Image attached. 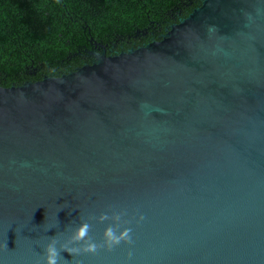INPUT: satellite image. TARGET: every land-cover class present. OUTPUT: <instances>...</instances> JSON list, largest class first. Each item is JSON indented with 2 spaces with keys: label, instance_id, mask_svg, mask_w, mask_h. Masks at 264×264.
<instances>
[{
  "label": "water",
  "instance_id": "water-1",
  "mask_svg": "<svg viewBox=\"0 0 264 264\" xmlns=\"http://www.w3.org/2000/svg\"><path fill=\"white\" fill-rule=\"evenodd\" d=\"M100 48L0 86V264L120 211L131 246L60 264H264V0H201L159 40Z\"/></svg>",
  "mask_w": 264,
  "mask_h": 264
},
{
  "label": "trees",
  "instance_id": "trees-1",
  "mask_svg": "<svg viewBox=\"0 0 264 264\" xmlns=\"http://www.w3.org/2000/svg\"><path fill=\"white\" fill-rule=\"evenodd\" d=\"M201 0H0V86H19L159 40Z\"/></svg>",
  "mask_w": 264,
  "mask_h": 264
},
{
  "label": "clouds",
  "instance_id": "clouds-1",
  "mask_svg": "<svg viewBox=\"0 0 264 264\" xmlns=\"http://www.w3.org/2000/svg\"><path fill=\"white\" fill-rule=\"evenodd\" d=\"M126 213L120 212H105L98 217H88L87 220L82 221L67 238L61 242L56 237L48 240L43 247V254L38 261V264H60L62 252L69 253L72 257L82 254H96L100 249L111 251L121 243L131 246L134 241L132 238V229L123 227L122 218ZM136 223L144 221L145 217L139 215L136 218ZM95 220L97 223L109 222L104 229L101 237V242L97 243L90 236L92 229L91 221ZM5 247L7 245L5 244ZM133 253L129 251L128 259H131Z\"/></svg>",
  "mask_w": 264,
  "mask_h": 264
},
{
  "label": "flooded vegetation",
  "instance_id": "flooded-vegetation-1",
  "mask_svg": "<svg viewBox=\"0 0 264 264\" xmlns=\"http://www.w3.org/2000/svg\"><path fill=\"white\" fill-rule=\"evenodd\" d=\"M90 57V56H89ZM90 61H92V58L90 57Z\"/></svg>",
  "mask_w": 264,
  "mask_h": 264
}]
</instances>
